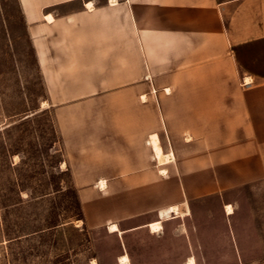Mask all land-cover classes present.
Segmentation results:
<instances>
[{
  "label": "crops",
  "instance_id": "1",
  "mask_svg": "<svg viewBox=\"0 0 264 264\" xmlns=\"http://www.w3.org/2000/svg\"><path fill=\"white\" fill-rule=\"evenodd\" d=\"M97 1H59L81 7L58 18L67 37L39 45L76 187L104 178L102 190L130 193L118 205L126 233L171 205L211 198L225 208L228 190L264 179V0ZM71 75L86 79L77 118L65 113ZM154 135L172 161L157 163ZM164 185L177 186L175 201L158 198Z\"/></svg>",
  "mask_w": 264,
  "mask_h": 264
},
{
  "label": "rangeland",
  "instance_id": "2",
  "mask_svg": "<svg viewBox=\"0 0 264 264\" xmlns=\"http://www.w3.org/2000/svg\"><path fill=\"white\" fill-rule=\"evenodd\" d=\"M59 1L0 0V264H123L124 253L131 256L124 264H188L192 255L196 264H264V179L228 190L231 215L209 198L194 211L179 204L187 203L190 214L166 220L160 232L109 231L107 222L122 216L120 201L132 196L121 190L120 199L116 187H76L71 167L62 166L64 138L46 102L40 42L67 37L68 26L58 18L81 7ZM47 4L52 6L44 9ZM30 8L34 16H27ZM85 80H62L72 90L63 97L70 118L81 115L78 89ZM157 191L158 198L172 193L174 201L180 195L176 185Z\"/></svg>",
  "mask_w": 264,
  "mask_h": 264
},
{
  "label": "bare ground",
  "instance_id": "3",
  "mask_svg": "<svg viewBox=\"0 0 264 264\" xmlns=\"http://www.w3.org/2000/svg\"><path fill=\"white\" fill-rule=\"evenodd\" d=\"M111 3L113 4H117L118 3V0H111ZM88 6L90 8H94V5L92 2H89L88 3ZM47 18L50 20V21H53L54 19V14H48L47 15ZM159 136V135H158ZM157 135H154L153 137V145H154V148H155V153H156V160H157V163L160 164V165H163L164 163H167V162H170L173 160L174 156L173 155H167L165 152H164V149L163 147H161L160 145V140L158 138ZM62 166L64 168H67V162L66 161H63L62 162ZM162 171H166V169H162ZM99 186H101V188L105 189L107 188L108 186V183L106 181V179L104 178H101L100 179V182H99ZM182 206V205H181ZM181 206L179 204H175V205H171L170 208H164L163 210H161L160 212V219L158 220H155V221H152L148 224L150 230L152 232H160L164 229V222L166 220H169L171 218H174V217H182L183 215H186V214H190V210L189 207H188V204L186 203V205ZM186 210L188 211L186 213ZM225 211H226V214L228 215H231L234 212V207L232 204H226L225 206ZM80 222H83V220L79 219ZM109 231L111 232H118L120 234L124 233V231H122V229L119 227L118 223L117 222H111L109 224ZM130 259H131V256L128 254V253H124L120 256V262L121 263H129L130 262ZM188 264H196V257L195 256H190V258L188 259Z\"/></svg>",
  "mask_w": 264,
  "mask_h": 264
}]
</instances>
